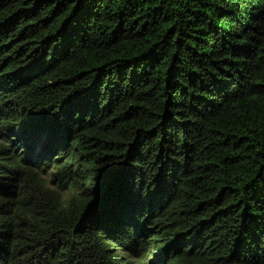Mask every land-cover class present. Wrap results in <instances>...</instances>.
Returning <instances> with one entry per match:
<instances>
[{
	"label": "trees",
	"instance_id": "obj_1",
	"mask_svg": "<svg viewBox=\"0 0 264 264\" xmlns=\"http://www.w3.org/2000/svg\"><path fill=\"white\" fill-rule=\"evenodd\" d=\"M0 264H264V0H0Z\"/></svg>",
	"mask_w": 264,
	"mask_h": 264
}]
</instances>
